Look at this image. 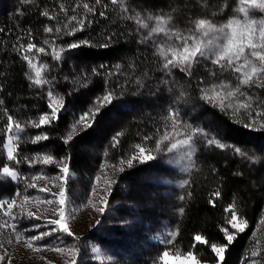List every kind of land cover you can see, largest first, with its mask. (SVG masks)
I'll use <instances>...</instances> for the list:
<instances>
[{
  "label": "snow or ice",
  "instance_id": "6c2138e0",
  "mask_svg": "<svg viewBox=\"0 0 264 264\" xmlns=\"http://www.w3.org/2000/svg\"><path fill=\"white\" fill-rule=\"evenodd\" d=\"M23 4L33 3L34 0H21ZM111 5L117 6L122 12L127 15L125 19L135 20L137 24V31L140 34L139 43L147 44L152 42L154 49V55L159 58L160 71L164 73L165 78L161 81L163 84L168 85V91L174 92L171 86V81L168 77H173V70L179 69L180 72L185 73L188 76L192 75V69L194 64H199L202 60L209 61L212 65H218L222 70H231L237 74L235 79L237 83L233 85L230 81H220L219 84H212L210 87L200 86L199 99L205 103L211 104L213 107H219L222 111L227 113L231 110L234 116L243 114L247 117V121L244 123L245 128H249L255 131L264 130V100L256 96L254 93L249 94L245 91V88H264V17L258 18L253 15L255 11L264 13V0H238V7L234 9L235 12L242 15L240 18H230L226 22L221 24L213 23L208 18H197L191 21L192 27L186 32H181L172 23V17L170 15L160 14L152 15L148 14L146 17H141L140 14L135 16L129 12L127 5L122 0H110ZM102 0H94V4L90 5L88 2L82 4H76L72 9L73 13H76L78 8H83V15L73 14L67 15V9L63 4L60 5V11L65 13L67 19L65 21H59L55 27L45 25L44 32L46 34H52L55 31V36L63 37L64 35H73L77 31H82L85 27V21L88 20V13L93 15L96 12L95 5H101ZM104 8H107V4H103ZM18 15L23 16L21 11ZM41 15L47 17L49 20H57L58 17L55 14V10L50 13L48 10L41 12ZM103 17L105 12H100ZM150 22H154L151 23ZM237 25H240L242 29H249L247 31L237 30L235 33L233 29H237ZM145 30V31H140ZM4 29L0 28V32ZM160 40L157 37L161 36ZM28 35L31 37V30H28ZM112 36H107L108 41L112 40ZM43 43L51 47L52 59L58 63L62 62L63 54L66 50L76 49L81 46H93L90 40H78L73 41L67 45L61 46L59 49L55 46V38L50 42L48 39H44ZM107 43L100 45V47L107 48ZM13 49L20 54V59L26 62L27 69L32 73L29 75L25 73L27 78L31 81L30 87L35 86L37 88H43L44 85H50L46 89L47 107L50 111L39 115L38 121L29 120L26 123H30L32 127L40 128L42 126H53L59 119V114L62 112L64 106V100L60 96L54 93L52 80L44 78L42 73L47 67L46 64H37L34 62L37 59L36 54L46 52L44 47L37 46L32 43L31 40L27 44H20L17 47L13 45ZM103 65L101 66V68ZM131 68H135V64L130 65ZM116 69H120L121 65L116 64ZM114 73L109 72L111 76ZM85 77L87 73L83 74ZM92 76H100V70L93 68L91 72ZM214 76L215 73H212ZM67 79V78H65ZM138 85L143 86L141 79L137 78L135 81ZM107 83V82H106ZM203 84V82H201ZM3 90V86L0 85V91ZM114 91H105L102 97L98 98V103L103 106L104 102L111 104L114 98ZM43 98V97H42ZM234 101V102H233ZM188 102V94L181 90L174 94L173 102L170 103L165 111V114L161 117L164 121V130L160 128L156 129L157 135L150 136L145 135L143 141L145 144H137L135 148L138 149V153H134L127 160L129 167H132L133 161H138L143 164L145 162L154 161L158 157L156 154H162L166 157L167 163L178 166L180 171L186 175L196 166V160L198 151V141L203 140V147L210 149L212 147L218 149L233 148L236 155L240 157H246L253 163L260 159L259 157H249L248 154L239 146L233 147L230 144L221 142L214 136H210L207 131L202 127L194 126L193 124L185 121L182 118L180 103ZM3 99H0V105H3ZM100 111L98 107H90L86 112H83L78 116L76 122L72 125V133L77 131V125H81L85 130L92 127L95 117ZM7 116L6 130L8 133L7 141L3 144V148L6 150V157L8 162H14L17 166L23 162H27L30 167H34L39 164L42 166L55 165L58 169V174L55 176H48L44 171H39L30 176L22 174L18 171L17 167H9L8 164H4L0 168V176L9 178L16 184H20L23 181V189L17 187L13 194L8 199H0V218H3V223H0V230H11L12 238L8 239L6 243L11 245L13 238L16 244L23 242L26 248L32 251L39 252L42 249L51 250L61 255H66L67 259L65 264H78L81 248L76 241L80 240V237L76 236L73 230L69 226L68 220L65 219V203L66 193L65 186L69 179V163L67 157L56 159L50 154H35L32 157L28 155L20 156L18 153L19 142L30 141L36 144L41 141H47L49 135L47 133L36 134L35 136L27 137L22 136L21 133L25 132V126L22 122L4 110ZM72 133L68 134L64 138V143L72 140ZM122 132H116L111 140L112 147H116L119 144L118 137L122 136ZM155 139V147L149 148L146 146V142ZM107 151L104 152V156H107ZM125 160L120 159L119 164L123 165ZM107 165H101V171ZM112 168H117L118 165L112 164ZM119 171L123 172L124 168L119 167ZM101 177L95 176V180L99 182ZM46 180L47 183H51L54 187H58L59 191L53 192L50 188L45 186H38L37 181ZM115 179H106L105 189L102 190L103 195L99 196L100 204L95 206V211L104 214L106 208H108L107 196L111 195V186L115 184ZM189 185L187 179H182L179 188L184 189ZM29 189H36L38 193H46L44 197L31 196L28 194ZM92 193H96V188L93 185ZM191 195V193H188ZM216 196L220 193L216 192ZM179 199L183 201L185 196L180 194ZM36 200L39 204H45L51 206V208H45L43 211L50 213L55 217L46 221V231H37L36 235L25 236L24 232L29 228L21 229L18 221L21 219H41V216L31 211L29 204ZM91 203V200L87 201ZM209 203L215 206L213 201ZM83 206V205H81ZM183 208L179 209L180 214H183ZM225 213H230L226 217L227 222L231 225L230 229H222L224 237L228 241V244H232L236 237L243 233L248 222L242 216L238 215L236 211V204L232 203L224 209ZM99 221H97V224ZM260 223L264 224V218L260 219ZM51 227H48V226ZM41 227L39 224L31 225V229L38 230ZM64 235L71 237L74 243L71 246L65 245L60 239V236ZM176 231H167L165 236H161L160 242L163 246L171 244L176 238ZM55 236V240L49 243H37L43 241L45 238ZM193 247L195 242L200 244H206V239L196 234L194 236ZM5 248V242L0 241V249ZM96 251V249H93ZM226 251V245L223 244H211V252L215 254L217 258V264H222L224 261V253ZM264 249L256 246L251 251V258L246 256L247 264H261L264 261ZM7 251L0 253V264L5 259ZM260 257V260L253 259ZM43 259V258H42ZM158 264H207L206 261L198 259L197 255L189 251L183 258L179 255L171 256L168 250H162L156 258ZM8 264H11L9 259ZM51 264V262H49Z\"/></svg>",
  "mask_w": 264,
  "mask_h": 264
},
{
  "label": "rangeland",
  "instance_id": "374dc122",
  "mask_svg": "<svg viewBox=\"0 0 264 264\" xmlns=\"http://www.w3.org/2000/svg\"><path fill=\"white\" fill-rule=\"evenodd\" d=\"M19 1L21 0H0V20L4 14L9 13L11 16L16 14V12L12 11L15 9V6ZM235 1L236 0H223V2L218 5L217 8L219 9V13H216L218 16L207 18L216 24L224 23L228 19L234 17L242 19V15L234 11V9L238 7V1L237 7L235 5ZM122 2L127 5L129 12L134 16L137 13L140 14L141 17H146L148 14H152L154 16L160 14L170 15L172 17L171 23L181 32H186L189 28H191V21L197 19V16L194 15V13H190L189 15L191 16H189L186 21H184V23L180 24V20L177 18L179 15L163 12L159 9V5H148L147 3L139 0H122ZM230 5H232L230 7L231 10L225 9L227 7L229 8ZM115 10L117 11L116 13H118V17L120 19L130 22L129 26L131 27L129 30L132 32V39L141 45L143 50L148 49L153 57L157 59V62H155V67L152 70V74L148 75L151 80V85H148V82L143 81V86H140L135 81L137 78L142 80V77H134V75H129L128 78H126L122 72H119V70H114V74H117L121 80L126 82V84L127 82L133 81L130 86L131 89L136 88L133 89L135 90L133 91L134 96H153L150 106L149 102L140 104L145 105L143 107L145 108L146 113L148 111V106L150 113L158 112L151 115L148 114L152 117L151 119H155L154 122L151 120L150 128L144 126L141 123L142 121H139L137 124L129 121L130 123L128 122L126 125L132 124V129H136V131H138L137 135L132 137L131 134L124 130L122 124L125 123H121V119H119L120 116L124 114H130V110L125 107L123 109L119 108L120 114L114 110L113 113L115 114V117L112 114L113 116H111L110 119L113 121L117 119L115 123H112L111 125L109 122L102 123L103 121L100 118V113L101 107L103 108V106L98 103V98L102 97L105 92H87L85 90V86H82L81 89L77 87L76 91H80L81 94L85 96L87 93H89V96H87L86 101L83 100V102L85 101L83 105L78 106L70 111L71 115L67 120L68 124L66 126L65 132L63 133V141L68 134L72 133V125L76 122L78 116L83 112H86L90 107L100 108V111L95 117L93 125L101 127L106 124L107 126L109 125L108 130H105L103 135H100L99 130L96 131L95 133L97 136H95V141L92 139L89 144H84V142H79L81 140L80 137L84 135L88 129L85 130L81 125H77V131L72 133V140L68 141V143H72L73 146L74 143H77L76 153L78 155L74 156L73 159L72 156H69L64 149L57 148L58 146H56L54 143H49V146H47L46 142L48 140L41 141L36 144H33L30 141H21L19 142L18 153L21 157L24 155L32 157L35 154H50L56 159H60L62 157L68 158L67 162L69 163V179L65 186V219L68 220L69 226L75 235L80 237V240L75 242L81 248L78 264H158L156 258L162 250H167L164 249L165 246L161 244L159 238L161 236H165L167 231H175L172 221L175 215L174 208L178 206V202L176 201L174 203V200L178 198L177 196H179L181 190L179 188V184L181 180L188 179L192 170L186 175L180 171L178 166L168 164L166 162L168 157L156 153L153 154L157 155L158 158L154 161L145 162L143 164L139 163L138 161H133L132 167H129L127 164V160L131 157V155L138 153V149L135 148V145L145 144L143 141V137L145 135L155 137L157 135V128H160L161 131L164 130V121L161 119V117L165 114L167 106L173 102L174 94L178 92L174 90L173 93H170L168 91V85H165L161 82L165 76L164 73L160 71V61L159 58L154 55L152 42L149 41L147 44L139 43L138 41L140 39V34L137 31V24L135 23V20L125 19L124 17L127 14L122 12L119 7L116 6ZM253 15L258 18L264 17V13L259 11H255ZM151 23L154 22H150V24ZM161 38L162 34L161 36L157 37V40H160ZM40 47H44L46 52L49 54H36L37 59L34 62H36L38 65L41 63L47 65L44 72L42 73V76L52 80L51 86L53 87L54 93L64 100L60 89L56 85V82H54L55 80H53V77H50V73L48 72L49 62L52 58L50 55L52 49L49 45L45 44ZM216 66L218 65H212L209 61L202 60L199 64L193 65L192 75L196 74L197 76H200V79H202L201 81L203 82L201 86L205 87H210L214 83L219 84L220 81H230L233 85L237 83L235 79L237 74L233 73L231 70L225 71L227 74L222 73L217 76H213L212 73H214V70H216ZM25 70L29 75H32L27 67ZM187 76L188 75L185 73L180 72L179 69H174L173 77H168V79H170L171 86L174 89L178 85H183L182 82H185ZM26 79L29 80L27 76ZM49 86L50 85H44L43 87L47 89ZM197 87V89H199L198 92L195 91V93H192V95L189 94V88L187 87L186 93L188 94V102L180 103L178 105L182 118L194 126L202 127L209 133L210 136H214L221 142L227 143L215 134V131L210 124L211 120L209 116L205 115L206 112L203 110L204 101L199 99L200 86L198 85ZM254 88V92H257L263 96L264 90L255 86L250 89L245 88L244 90L248 92V90L251 91ZM105 90L111 91L112 87L107 85ZM73 92L78 93L75 92V90ZM169 93L171 94V97L169 96ZM190 96H195V98ZM196 98L200 100V104L197 102ZM105 103L106 102H104V104ZM206 104L213 107L211 104ZM44 109L45 112L50 111L48 107ZM64 112L65 108L63 106L62 112L60 114ZM227 114H229V116L234 119L235 122L238 121V115L243 117L242 113L234 116L231 110H228ZM38 119L39 116L32 117V115H27L24 119L20 120L25 126V132L21 133V135L31 137L40 133L48 134V130L44 129V126L35 128L32 127L30 123H26L29 120L38 121ZM246 121L247 120H245V122ZM245 122H243V124ZM1 132L2 128L0 125V136ZM116 132L123 133L122 136L118 137L119 139L126 137L128 139L131 136V138H134L135 144L133 146H129L128 149H126L128 145L125 146L124 149L126 151L122 150V148L120 149L118 145L114 148L115 150L113 152L110 151L106 145H108L109 140H111L112 136ZM248 132L256 133L257 131L249 129ZM7 136L8 133L7 130H5L4 138L1 139L0 137V168H2L4 164H8L9 167H17L19 172L28 176L39 171H44L48 176H55L58 174V169L55 167V165L42 166L37 164L34 167H30L27 162H23L18 166L14 162H8L6 150L3 148V144L7 141ZM52 141L58 143L59 140H57L55 137H52ZM261 145L264 147V142L261 141L259 146ZM146 146L149 148H154L155 139L147 141ZM213 148L214 147L210 149ZM201 149H205L203 147L202 139L198 141V151ZM228 149L229 150L227 152H231L230 149L232 148ZM105 151L108 153L107 156H104ZM262 151L264 152V149ZM119 153H125V156L123 157L125 163L122 166L118 164L120 161V158H117L120 156ZM252 157H259L260 159L256 160L255 163H253L251 160H248L246 157H240V159L244 160L241 161L247 164L249 167L248 170H254L256 173H262L261 176L263 177L264 157L261 155ZM112 164H116L118 167L112 168ZM101 165H107L103 171H101ZM119 167H123L124 171L120 172ZM97 175L101 177L99 182L95 180V176ZM106 179H115L116 183L112 184L111 186V195L106 197L109 204L108 208H106L104 214H100L95 211V206L100 204L98 197L104 194L102 190L106 187ZM255 180L256 179L250 182V185L253 188L258 187ZM36 183L38 186H45L47 182L46 180H40ZM93 185L96 188L95 194L92 193ZM17 187L22 190L23 181H21L20 184H16L9 178L0 176V199H8ZM47 187L53 192L59 191V188L54 187L51 183H47ZM28 194L37 197H44L47 195L46 193H38L36 189H29ZM261 194L263 196L264 204V191ZM88 200H91V203H88ZM29 208L31 211L41 216V219L38 220L33 218L19 220L18 224L21 229L29 228L28 231L24 232V235L33 236L36 235L37 231H46V221L55 217L51 216L50 213L44 212L43 210L45 208H51V206L39 204L36 200H33L29 204ZM236 211L238 212V215L242 216L248 222V226L244 231V233L248 235L246 244L247 248L236 264H247L245 258L246 256L251 258V251L256 246L264 249V224L260 223V219L264 218V205L262 210L254 213L251 219L248 218L244 212L246 210L242 207L239 208V206H236ZM228 215H230V213H225V215H221V219H219V230L223 238L225 237L222 229L227 228L233 232L235 231L234 229H231V225L227 222L226 217ZM97 221H99L98 224ZM3 222V218H0V223ZM34 224H39L41 227L38 230L31 229L30 226ZM48 227L51 226L49 225ZM10 238H12L11 230H0V241L5 242V248L0 249V253L7 251V255H5V259L2 264H8L9 259H11V264H49V262H51V264H65V260L67 259L66 255H61L60 253H56L47 249H42L39 252H35L26 248L23 242L16 244L14 238L13 243L8 245L6 241ZM60 239L65 245L68 246H71L74 243L71 237L64 235H61ZM54 240L55 236H51L45 238L43 241H38L37 243H49ZM226 241L227 240L225 238V242ZM93 249H96V251H93ZM169 252L171 256L179 255L181 258L187 254L180 252L179 248ZM207 258L210 261L204 260L207 262V264H217V258L215 254L211 252V246ZM253 259L260 260V257L258 256ZM173 264H176V262L174 261ZM261 264H264V261H261Z\"/></svg>",
  "mask_w": 264,
  "mask_h": 264
},
{
  "label": "trees",
  "instance_id": "16d2710c",
  "mask_svg": "<svg viewBox=\"0 0 264 264\" xmlns=\"http://www.w3.org/2000/svg\"><path fill=\"white\" fill-rule=\"evenodd\" d=\"M139 1L148 5H159L161 11L179 15L177 18H179L180 24L191 16L189 15L190 13H194L197 18L218 16L216 14L219 13L218 5L223 2V0H184L185 3L183 0ZM237 1H235L236 7ZM84 2H88L90 5L94 4V0H34L30 4H23L19 1L12 11L16 12V14L12 16L9 13L2 15L0 28H3L4 31L0 32V85L3 86V90L0 91V99H3L4 104L0 105L1 139L5 136L7 123V116L4 113L5 109L9 115L22 120L27 115H32V117L39 116L45 112L44 108L47 107L46 88L30 87L31 81L27 80L25 75L26 64L20 59V54L13 49L14 44L19 47L20 44H27L30 40L37 46H43L44 39L52 41L55 38V46L58 49L73 41L84 39L90 40L93 45L66 50L61 63L54 61L52 58L50 59L48 72L50 77L55 80L54 82H56L62 93L61 95L64 97L65 112L59 114V119L53 126L43 127L48 130L49 139L46 142L47 146H49V143H54L58 146L57 148L64 149L69 156H72V159L78 155L76 153L77 143H74V146L72 143L65 144L62 139L68 124L67 120L71 115L70 111L83 105L87 100V96H89V93L85 96L80 91H76L77 87L81 89L82 86H85L87 92L93 91L96 93L99 91L102 93L103 91H109L105 90L107 85L111 86V91H114L115 95L111 104L105 103L103 108L101 107L100 118L103 121L102 123L109 122L110 125L115 123L117 119L115 121L110 119L113 115L115 117L114 110L120 114L119 108H128L130 114H124L119 119H121V123H125L122 124L124 130L131 134L132 137L136 136L138 131L132 129V124L126 125V123L132 121L137 124L142 121L141 123L144 126L150 128L151 120L154 122L155 119H151L150 115L158 112H149L153 96H134L133 91L135 90L133 89L136 88L131 89L132 80V82H127L126 84L117 74L108 75L109 72L114 73V70H119L126 78L129 75L142 77V82L145 81L148 82V85H151L148 75L152 74L155 62H157V59L153 57L148 49L143 50L141 45L132 39V32L129 30L131 27L129 26L130 22L118 17V13L115 10L116 6L111 5L109 0H102L101 5H95L96 12L94 15L92 13L87 14L91 23L89 24L86 20L82 31H77L73 35H64L62 38L55 36V31L52 34L44 32L45 25L52 26L55 30L58 20L65 21L67 19L65 13L60 11L61 4L67 9L68 16L73 14L83 15L84 10L82 7L78 8L76 13H73L72 9L76 4ZM103 4H107L108 7L104 8ZM231 6L225 9L231 10ZM44 10H48L50 13L55 10L58 19L49 20L47 17L42 16L41 12ZM21 11L24 13L23 16L18 15ZM102 11L106 13L103 17L100 15ZM29 29L32 33L31 37L28 35ZM107 36H112V40L108 41L106 39ZM105 43L109 45L107 48L100 47V45ZM116 64H120L121 68L116 69ZM132 64H135L134 69L130 67ZM102 65L103 67L101 68ZM93 68L100 70L101 75L92 76ZM215 69V76L222 73L227 74L219 66H216ZM84 73L88 75L85 77ZM201 80L200 76L196 74L187 76L185 82H182L183 85L176 86L174 90L176 92L181 90L186 92L188 87V92L192 95L195 91L198 92L197 86H201ZM261 89L264 90V88ZM74 90L78 93H74ZM254 90L255 88L251 91L248 90L249 94L254 93L261 100H264V94L262 96L254 92ZM169 96L171 97L170 93ZM190 97L195 98V96ZM83 100L85 101L83 102ZM196 100L197 102L200 101L198 98ZM146 102H149L147 113L143 107L145 105H140ZM203 104L205 115L209 116L210 124L218 137L233 147H241L249 157L259 155L264 157V152L262 151L264 147L262 145L259 146L261 141L264 142V130L250 133L248 132L249 129L245 128L243 124L247 120L246 116L238 115V121L235 122L229 114L222 111L219 107H211L205 102ZM108 126L106 124L101 127L93 125L80 137L81 140L79 142L89 144L92 139L95 141V136H97L95 132L99 130L100 135H103L105 130H108ZM52 137L59 140L58 143L52 141ZM119 141L118 146L122 150H125L124 147L127 145L126 149L135 144L134 138H131V136L128 139L127 137L120 138ZM106 146L112 152L115 150L112 147V140H109ZM228 150V148L218 149L214 147L213 149H201L198 151L195 157L196 166L192 169L187 179L189 185L181 189L179 193V196L183 193L185 199L181 201L179 196H177L178 198L174 200V203L178 202V206L174 208L175 215L172 221L177 232L176 238L164 249L171 251L179 248L180 252L183 253L191 251L201 261H209L207 255L211 244H223L226 245V251L222 264H236L240 260L247 248L248 235L244 232L240 233L234 242L229 245L220 233L219 219H221V215H225V207L232 203H235L239 208L245 209L246 211L244 212L250 219L254 213L261 211L264 205L261 194L264 191V176L262 177V173H256L254 170H248L247 164L242 162L244 160L234 153L233 148L230 149L231 152H227ZM124 156L125 153L120 154L117 158L121 159ZM253 178L256 179L257 188H253L250 185V182L254 180ZM216 192H219L220 195L216 196ZM188 193H191V195H188ZM210 200L214 202L215 206L209 203ZM180 208H183V214H180ZM196 234L203 236L207 243H195V247H193V238Z\"/></svg>",
  "mask_w": 264,
  "mask_h": 264
},
{
  "label": "clouds",
  "instance_id": "9594fccd",
  "mask_svg": "<svg viewBox=\"0 0 264 264\" xmlns=\"http://www.w3.org/2000/svg\"><path fill=\"white\" fill-rule=\"evenodd\" d=\"M251 28V26L249 25V29ZM241 30V31H247V30H249V29H242L241 27H240V25H237V29H233V32L235 33V31H237V30Z\"/></svg>",
  "mask_w": 264,
  "mask_h": 264
}]
</instances>
